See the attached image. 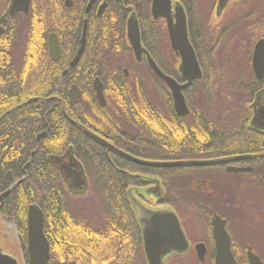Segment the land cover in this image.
I'll return each mask as SVG.
<instances>
[{
	"label": "flooded vegetation",
	"instance_id": "af4514ba",
	"mask_svg": "<svg viewBox=\"0 0 264 264\" xmlns=\"http://www.w3.org/2000/svg\"><path fill=\"white\" fill-rule=\"evenodd\" d=\"M12 1L8 0L0 12V26L3 28L0 46L8 28L15 27L18 32L19 24L22 32H25L29 22L27 17L31 13L32 0L27 14L21 11L11 12ZM177 1L185 8L189 28L188 3L173 0V4ZM57 2V28H49L46 35H43L47 55V63L43 68L44 80L52 83L54 91L48 96L30 97L23 105L36 103L37 109L46 107L51 112L58 111L63 120L73 128L71 133L66 126L62 127L61 152L47 154L46 161L50 167L57 169L50 164L49 157H62L69 153L78 162L87 187L83 192L74 194L77 200L89 197L94 192V185L120 184L123 187L124 201L133 220V231H124L127 248L144 250L142 229L134 211L135 201L150 210L171 209L180 219V208H188L191 203L199 204L208 195L215 197V186L223 188L222 196L226 192L225 189L232 185H246L258 181L264 183V148L252 152H226L222 148H208L206 145L210 141L211 132L220 137H236L247 133L253 137L264 138V70L261 72L258 66L253 65L254 48L258 41L264 40V36H256L254 40L250 37L254 30L257 33L263 31L264 24L257 22V16L264 14L263 4H252V8L260 7L261 10L254 11L255 18L249 19L244 13L247 10L242 0L230 2L219 13L216 12L218 0H215L211 11L205 14L203 29L200 32L201 52L198 49L199 44L192 43L198 40V29L189 28V39L194 46L201 70L199 78L191 73L187 76L181 71L180 58L170 49L169 42L166 44L169 50L164 49L162 33L158 38L152 30L146 34L142 24L144 14L141 12L142 8L140 9V0ZM151 4L152 0H144L145 14H149L150 21H159L152 18ZM189 4L191 6V3ZM234 4L238 11H235V7L233 17ZM132 14H135L139 23L142 47L158 69L182 87L180 92L187 110L181 107L178 111L173 93L151 68L147 53L140 58L135 56L127 38V22ZM118 18L121 20L117 21ZM147 19L149 21V18ZM116 23L124 26V32L122 33V28L115 29V33L111 35V26ZM98 24V30L104 29V34L99 38L96 37L97 34L92 36V31ZM51 34H55L59 41L57 60H54L50 53ZM83 36L85 43L79 55ZM122 41L126 46L125 50L121 49ZM8 42H5V48L0 47V52H10L12 56L18 41L13 46ZM113 42L116 43L111 47H119L120 50L110 48ZM207 46L210 47L209 51ZM205 54L209 57V65L205 62ZM240 58L247 60L246 69H243L242 65H231V62H238ZM97 81L103 88V101L96 95ZM210 86L236 91L237 97L234 96L232 100L237 104L234 114L213 115L206 112L205 106L208 104L205 90ZM121 87L129 90L134 97L119 98L117 92ZM73 88L79 89L80 97L74 92L71 93ZM149 90L153 91L154 98ZM140 92L143 95H139ZM31 99L35 101L30 103ZM243 107L247 112H242ZM50 125L48 122V129L35 134L32 157L42 151ZM115 150L140 161L169 165L149 166L125 158ZM83 154H90V157ZM208 161L213 162L205 164ZM29 166L27 161L19 174L14 171L6 173V182L0 193V213L5 211L11 192L28 178L26 170ZM98 172L101 177H97ZM110 172L120 175V178L110 177ZM59 175L61 178L60 173ZM228 176H240L241 181L235 182L225 178ZM67 191L69 192L68 188ZM34 204L42 210L44 216V209L37 203ZM197 210L205 214L202 207ZM210 212L208 224L212 240L210 218L216 211L211 209ZM76 218L81 223H88L85 219L77 216ZM226 226L228 229V221ZM188 241L193 250L200 242L189 238ZM212 243L214 246V242ZM234 247L233 242L232 249ZM249 247L244 246L245 258ZM0 248L3 254L22 264L15 254V240L2 231ZM20 249L24 252L25 264H29L21 242ZM212 255L214 256L213 252Z\"/></svg>",
	"mask_w": 264,
	"mask_h": 264
},
{
	"label": "trees",
	"instance_id": "16d2710c",
	"mask_svg": "<svg viewBox=\"0 0 264 264\" xmlns=\"http://www.w3.org/2000/svg\"><path fill=\"white\" fill-rule=\"evenodd\" d=\"M181 1L188 3L189 28L195 27L199 34L198 40L192 43H198V49L201 52L202 35L200 36V32H202L205 19V8L200 7L202 0ZM143 2L144 0H140V9L142 8L141 12L144 14L142 24L146 34L152 30L158 38V35L162 33V40L167 42L165 23L162 20L150 21L149 14H145ZM242 2L246 4L244 8L247 12L244 13L249 19H254L256 16L254 11L260 12L261 8H252V0H242ZM116 7L117 5L115 9ZM235 7V11H238V7L234 4L233 17ZM58 9L57 0H32L26 31L22 32L18 24L19 31H15V27L8 28L6 36L1 41L0 47L5 48L8 40H10L8 44L13 46L17 44L22 35L24 39L21 63L18 67L13 63L10 52H0V193L6 182V173L14 171L19 174L27 161L30 163L26 170L28 178L11 192L6 208H4L5 211L1 214L9 216L17 223L20 242L27 254L28 207L37 203L44 209V232L51 247L49 264H136L142 254V249H129L125 246L126 241L123 236L125 232L133 231V220L124 201L123 187L120 184L94 185L93 190L102 199L101 210L104 213V223L100 229H96L92 224L79 222L74 215L72 197L67 193L58 171L50 167L46 161L47 154L61 152L62 127L66 126L71 133L73 128L65 119L63 120L58 111L51 112L46 107L37 109L36 103L23 105L30 97L48 96L54 91L52 83L44 80L43 68L47 63V55L43 35H46L49 28H57L55 25H57L56 12ZM116 14L115 17H117ZM243 18L241 16V19ZM120 20V18L117 19V21ZM257 22L264 24V15L257 16ZM118 23L111 26V35L115 33V29L122 28V33L124 32V26ZM99 27L100 24L95 26L94 32L92 31L93 37L97 34L96 37L99 38L104 34V29L103 31L98 30ZM256 33L255 30L252 31L250 35L252 40L256 36H264V26L263 31ZM115 43H111L110 48L120 50L119 47L116 49L111 47ZM121 49H126L124 41L121 42ZM165 49L169 50L167 45ZM206 49L209 51L210 47L207 46ZM205 62L209 65V57L206 54ZM216 87L210 86L205 90L206 102L210 107L215 101L214 92L218 89ZM227 90L230 92L234 89L228 88ZM141 94L140 92L139 95ZM117 96L121 99L134 97L125 87L118 90ZM228 96L234 99L233 94ZM245 109L243 107V113L247 112ZM228 112L234 114L235 108L233 107V110ZM48 122L51 125L42 151L32 157L35 134L40 130L48 129ZM210 135V141L206 144L208 148H222L226 152H252L264 148V138L253 137L247 133L236 137H220L213 132ZM83 156L89 158L90 154H83ZM109 176L120 178V175L111 172ZM97 177H101L100 172ZM207 207L211 206L207 205ZM210 246L213 247L212 240H210ZM234 253L240 264H247L245 250H240L236 245Z\"/></svg>",
	"mask_w": 264,
	"mask_h": 264
},
{
	"label": "water",
	"instance_id": "95a60500",
	"mask_svg": "<svg viewBox=\"0 0 264 264\" xmlns=\"http://www.w3.org/2000/svg\"><path fill=\"white\" fill-rule=\"evenodd\" d=\"M93 1V0H92ZM235 0H218L216 12L224 10L230 2ZM30 0H13L11 12L21 11L28 13ZM151 15L154 20L164 19L167 27L168 39L171 49L179 56L181 71L188 74H195L201 77V70L197 60L196 52L189 39L187 14L184 6L177 1L174 5L172 0H152ZM3 28L0 26V35ZM85 36L82 39L83 51ZM127 38L136 57L140 58L147 51L142 47L139 23L132 14L127 22ZM51 57L57 60L59 57V41L55 34L49 37ZM148 55V53H147ZM148 60L153 71L164 81L173 93L175 105L178 111L181 107L187 110L184 97L181 95V88L170 77L164 75L148 55ZM253 65L258 66L261 72L264 70V40L257 42L253 52ZM97 98L103 101V88L99 81L95 84ZM80 97L78 88H73L71 93ZM31 99L29 102H34ZM183 112V111H182ZM107 145V144H106ZM121 156L149 166H164L166 163L140 161L131 156L115 150ZM67 153L62 157L50 156L52 166L60 171L61 176L71 194L83 192L86 187L83 170L73 156ZM213 161L205 162L209 164ZM238 171V170H237ZM240 171V170H239ZM134 211L142 229V241L146 264H168L172 256H185L191 250V244L183 230L177 214L171 209L150 210L139 202H134ZM27 237H28V260L30 264H48L51 258L50 245L44 233V216L42 210L33 204L29 206L27 215ZM212 238L214 240V264H239L232 252V237L228 232L227 221L217 213L210 219ZM194 251L199 262L204 263L208 253L206 244L199 242L194 246ZM249 264H263L259 255L255 254L251 247L247 250ZM0 264H18L11 256L3 254L0 248Z\"/></svg>",
	"mask_w": 264,
	"mask_h": 264
},
{
	"label": "rangeland",
	"instance_id": "374dc122",
	"mask_svg": "<svg viewBox=\"0 0 264 264\" xmlns=\"http://www.w3.org/2000/svg\"><path fill=\"white\" fill-rule=\"evenodd\" d=\"M7 2L8 0H0V12L3 10V7ZM212 4L213 0H202L200 2V7L205 8L206 11L207 6L209 5V12ZM252 4H263L262 6H264V0H254L252 1ZM23 41L24 39L21 37L18 41V45L12 53L13 63L17 67L21 63L20 58L24 45ZM165 45L166 42L163 40V46L165 47ZM233 62H231V65H242L243 69H246L247 60H245V58H240L238 62ZM224 89L225 88L218 87L217 91L214 92V104L211 107L209 104V106H205L206 112L213 115H221L224 113L231 114V112L228 111L233 110V107L236 109V101H232L233 99L228 96L233 94L237 97L236 91L233 90L229 92ZM152 92L153 91L149 90L151 97L154 98ZM225 178H228L231 181H241L240 176H228ZM248 184L249 185H244V183H242V185H232L225 189L226 192L222 196L223 188L221 186H215L214 191H217L215 197H213V195H208L207 198H203V202L199 204L191 203L188 208H180L179 215L182 221L181 223L188 238L194 241L209 239L208 228L205 224L209 215V210H206L208 208L206 205L216 206L221 213L228 217L229 228L233 238L236 240V245L237 243H242L243 245L249 243L264 263V183L258 181L254 185H251L250 182ZM218 201H227L229 206H224ZM72 206L75 208V216L85 219L94 227H100L102 222L104 223V213L101 210L102 199L97 192H92L89 197L84 199L75 200V198H73ZM200 207H205L204 210L206 211L204 215L200 210H197ZM0 231L15 240V254L20 259V262L25 264L24 252L19 248L20 238L17 223L9 216L0 213ZM210 261L211 260L208 258L205 264H211ZM136 264L145 263L141 259L139 260V263ZM172 264L201 263L197 260L194 254L188 253L183 257L173 258Z\"/></svg>",
	"mask_w": 264,
	"mask_h": 264
}]
</instances>
